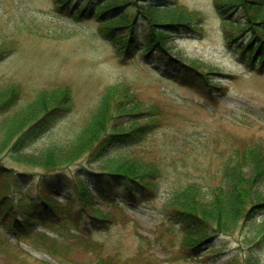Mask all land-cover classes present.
<instances>
[{"label": "rangeland", "instance_id": "obj_1", "mask_svg": "<svg viewBox=\"0 0 264 264\" xmlns=\"http://www.w3.org/2000/svg\"><path fill=\"white\" fill-rule=\"evenodd\" d=\"M167 1L179 16L174 21L185 20L189 25L171 31L164 28L169 20L157 21V29L165 33L161 43L166 52L153 49L144 54L150 29L146 19L147 25L139 21L136 52L122 59L110 42L99 37L97 23L70 17L68 7L60 10L53 0H0V86L14 83L23 89L22 99L11 109L42 90L51 93L43 95L45 101L58 88L70 90L67 109L51 116L50 129L20 154L38 156L53 145L67 152L74 145L72 138L97 112L104 94L123 85L141 103V124L146 122L147 107L156 108V127L134 145L106 147L103 156L106 160L136 157L156 166L159 173L152 195L128 201L118 184L110 198L84 195L88 206L83 207L75 192L77 182L87 172H108L114 165L84 154L57 167L55 172L64 175L65 185L49 199L64 205L66 218L53 216V226L32 227L30 238L20 239L0 229V264H92L95 255L86 252L80 237L101 245L98 256L111 258L113 264H226L232 260L264 264V210L254 214L253 221L239 222L232 233L217 235L191 256L182 250L179 225L169 218L168 199L175 191L195 184L204 194L201 204L207 205L209 192L220 189L225 168L233 164L236 153L264 146V64L258 56L249 61L241 55V47L255 36L252 29L242 32L248 26L243 2L235 8L223 2L219 10L215 0ZM136 3L140 1L131 6L134 11L139 10ZM257 28L264 30V25ZM259 42L257 38L254 45ZM180 64L200 74L194 73L199 86L175 79ZM127 119L120 118L124 129ZM9 156L1 153L0 164L29 175L25 187L13 194L14 202L19 196L35 197L44 168L32 159L18 163ZM240 172L248 171L241 165ZM257 192L264 194V179L258 182ZM66 197L73 198L71 206ZM108 212L111 220L101 221L100 216ZM60 234L70 235L66 259L47 254L41 242L42 235L58 240ZM210 248L214 251L209 252Z\"/></svg>", "mask_w": 264, "mask_h": 264}, {"label": "trees", "instance_id": "obj_2", "mask_svg": "<svg viewBox=\"0 0 264 264\" xmlns=\"http://www.w3.org/2000/svg\"><path fill=\"white\" fill-rule=\"evenodd\" d=\"M53 1L60 10L68 7L67 15L70 17L73 16L79 20L90 19L97 23L99 37L110 42L117 56L120 55L122 59L133 56L136 52L135 45H138L140 41L137 36L139 21L147 25V20L150 29L147 44L143 50L144 54H149L153 49L166 52L161 43L165 33L157 29V21L169 20L164 28H171V31H177V26L189 25V22L185 20L178 23L174 21L179 16L167 0ZM136 1H140L136 3L140 11H134L131 8ZM215 1L219 10L225 2L233 8L238 2L246 5L249 24H245L248 26L244 27L242 32L252 29L255 36L241 47V55L247 57L249 61H253L258 56L261 65L264 64V30L257 28L259 24L264 25V2ZM224 24L242 27L241 24L229 22ZM257 38L260 42L254 45ZM194 73L199 74L194 68L180 64L178 69H175V74L179 75L175 79L182 83L198 85L199 83L194 80ZM122 86H113L110 89L113 91L109 90L104 94L97 112L82 127V131L72 138L74 145L67 152L53 145L42 150L40 155L31 157L21 155L20 151L50 129L48 126L52 122L51 116L67 109L70 104L69 87L58 88L54 95L48 97L49 101H45L43 95L51 94L50 92L43 93L44 90L37 92L29 96L24 105L12 110L11 108L23 95V89L19 84L14 83L0 86V154L7 152L9 157L18 163L29 162L32 159L46 172L40 178L35 197L19 196V199L14 202L13 194L16 190H22V187H25L24 183L29 180V175L16 173L0 164V229L6 234L20 239L30 238L32 227L53 226V216L60 219L66 218L62 210L64 205L61 206L49 199L55 189L65 185L64 175L55 171L57 167L69 165L84 154L89 155L93 161L113 164L114 168L109 169L108 172H87V177L82 179V182H77L75 192L78 193H76L77 199L84 204H82L83 207H86L85 204L88 206L84 195L98 196L99 194L100 197L106 195L110 198L118 184L124 187L125 198L128 201H137L140 197L152 195L155 192L153 186L159 176L156 166L136 157L106 160L107 156H103L105 151L107 152L106 147H111L114 143L134 145L146 136L150 129L156 127L157 120L154 114L156 108L147 107L144 116L146 122L141 124L143 117L138 116L142 114L141 103L127 91L126 86L123 88ZM57 91H60V94ZM125 104L129 108L126 109ZM109 110L112 112L107 117ZM123 117L129 119H127L128 127L125 129L124 122L120 121ZM232 163L225 168L224 182L220 189L209 192L210 201L207 205L201 204L200 199L204 194L195 184H188L169 197L167 204L171 209L169 218L180 227L183 234L181 246L185 254L196 255L197 251L208 246L217 235L232 233L239 222L253 221L254 214L264 210V194L257 192L258 182L264 179V146L253 145L242 153L237 152ZM241 165L243 171H248L246 174L240 172ZM66 198H68L66 203L71 206L73 198ZM100 217L101 221L111 220L109 212ZM261 219L264 227V216ZM69 236V234H60V238L56 240L42 235L41 242L45 244L43 246L45 252L51 256L66 259L70 255ZM80 244L87 250L86 252L95 255L92 264H113L111 258L98 256L100 249L97 246L101 245H96L90 238L80 237ZM208 251H214V249L210 248ZM252 257L254 260L258 259L256 255ZM226 264L238 263L232 260Z\"/></svg>", "mask_w": 264, "mask_h": 264}]
</instances>
